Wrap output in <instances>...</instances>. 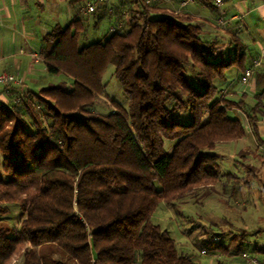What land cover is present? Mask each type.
Listing matches in <instances>:
<instances>
[{"label": "trees", "instance_id": "trees-1", "mask_svg": "<svg viewBox=\"0 0 264 264\" xmlns=\"http://www.w3.org/2000/svg\"><path fill=\"white\" fill-rule=\"evenodd\" d=\"M112 1L92 12L97 21L120 14L102 39L80 45L88 21L82 14L43 36L44 69L65 75L68 86L27 90L19 103L14 94L11 104L0 100V214L9 203L23 211L16 230L0 226V264H193L152 216L161 202L201 204L210 196L221 171L218 155L205 149L245 134L232 110L253 127L264 113V71L251 106L225 98L218 85L233 65L245 69V53L218 59L200 23L164 12L160 2ZM109 66L126 107L106 94ZM103 96L106 113L94 109ZM177 109H188L192 120L177 121ZM229 245L214 248L236 255L238 264H248L243 251L264 263V246Z\"/></svg>", "mask_w": 264, "mask_h": 264}, {"label": "rangeland", "instance_id": "rangeland-1", "mask_svg": "<svg viewBox=\"0 0 264 264\" xmlns=\"http://www.w3.org/2000/svg\"><path fill=\"white\" fill-rule=\"evenodd\" d=\"M87 1L89 0H82L75 5L77 13L74 16L81 18L84 15L88 20L84 33L79 39L81 46L102 39L110 31L114 23L113 20L120 17L119 13L117 15L114 13L110 17L111 20L109 17L106 18V16L97 21L95 13H84L83 10L81 11ZM44 6L46 10L36 11L38 12L37 16L39 15L37 19L41 21V26L44 28L41 33L47 29L50 30L56 22L66 26L68 21L73 17V15L71 17L69 15L71 5L68 2L49 0L45 2ZM126 16L125 13L124 17ZM244 36L248 37L247 34H244ZM39 37L35 38L36 45L39 44ZM249 42H255V46L259 47L262 40L257 35H253L249 39ZM20 43L24 45L22 39ZM30 60L33 59L30 58ZM39 63L35 66V80L32 82L28 80L24 81L25 85L31 87L32 92H37L43 86L69 85V80L65 75L48 73L44 69L42 62ZM185 76L195 88H202L200 84L201 79L194 75V73L188 70ZM103 81L107 85V96L126 107L127 99L123 95L120 83L114 77L111 66L105 71ZM2 87L1 85L0 95L5 96L3 101L11 104L12 102L8 100H11L10 96L15 92L14 87L10 85L7 87L8 89H2ZM17 95L19 93L14 94V96ZM20 107L21 104H19ZM110 107L106 97L103 96L98 98L94 109L100 113H106L111 109ZM172 115L177 121L182 123H189L192 120L188 109H177L173 111ZM235 142H218L213 149H205V152L218 155V164L221 171L220 180L212 187V194L210 196L202 199L201 204L196 203L197 199L195 200V198L193 200L186 199L172 207L161 202L152 216V221L168 231L169 235L175 240L177 247L192 257L193 264H216L217 259H222L227 263L238 264L240 261L236 259V255L232 256L230 253L221 254L220 250L214 248V245L220 242L222 244H230V246H227L228 249L231 245H235L233 250L241 243L251 247L255 245L264 246V230H262L264 229V167L258 171V176H252L250 173L247 174L246 168L251 167L253 169L254 166L248 160V155L242 152L240 154L237 153V151L232 149L235 145H229L235 144ZM3 157L0 151V178H6L2 170ZM246 183H248V187L245 186ZM243 186L245 187L246 198H250L251 204H236L239 198H241L238 193ZM232 191L233 193L235 191L234 195L228 198ZM251 198H258L261 203H257ZM228 199H230V202H227ZM4 205L8 210L6 213L0 214V226H6L11 231H14L19 227L23 211L18 203ZM225 223L229 225V228L222 226ZM242 235L245 239L241 237ZM202 250H205V253H202ZM19 261L20 258H18L17 262Z\"/></svg>", "mask_w": 264, "mask_h": 264}, {"label": "crops", "instance_id": "crops-1", "mask_svg": "<svg viewBox=\"0 0 264 264\" xmlns=\"http://www.w3.org/2000/svg\"><path fill=\"white\" fill-rule=\"evenodd\" d=\"M48 1L0 0V71L12 72L21 77L22 84H14L12 86L17 93L20 89L31 91V87L25 85L24 81L32 82L35 80V66L40 63L35 61L34 56L40 55L43 36L55 24H60L56 22L50 30L47 29L41 33L44 28L41 26V21L37 19L39 17L37 14L38 10H46L44 5ZM58 1L68 2L71 5L69 8L70 17L77 13L76 2L71 3L74 0ZM114 1L112 2L114 3ZM160 5L162 10H165L164 12H178L200 23L204 28V38L213 42L216 48L214 54L218 59L227 61L243 52L246 55L245 68L254 59H260L258 68L247 83L241 81L244 69H239L236 65H233L226 71L224 80L218 84L225 98L242 99L249 106L253 105L255 102L254 96L259 89L257 73L264 71V0H224L223 9L228 17L236 15L224 28H221L216 22L217 11L208 2L195 0V2L188 4L187 7H180L179 0H171L170 2H161ZM132 6L134 7V5ZM244 34H247L248 37L244 36ZM253 35H257L262 40L259 47L255 46V42H249ZM38 36H40V41L36 45L35 38ZM25 38L27 41L24 40ZM21 39L24 45L20 43ZM235 39H238L237 41L240 43L238 47H236L237 42ZM30 58L33 60H30ZM4 99L5 96L0 95V100L3 101ZM262 110L264 112V108ZM231 113L241 119L245 126V134L241 138L234 140L236 141L235 144L229 145H235L232 149L237 151V153L240 154L242 152L249 156L248 160H250L254 168L246 166V173L258 176V171L264 167V113L258 116L255 127L249 124L246 116L240 111L232 110ZM245 186L248 187V183ZM244 188L243 186V190L239 191L238 195L240 194L241 198H239L238 202L236 201V204H251L250 198H246ZM234 193L232 191L228 198L233 196ZM258 194L259 192L257 197ZM251 199L261 203L258 198ZM229 200L227 202H230ZM222 226L229 228L227 223Z\"/></svg>", "mask_w": 264, "mask_h": 264}, {"label": "built area", "instance_id": "built-area-1", "mask_svg": "<svg viewBox=\"0 0 264 264\" xmlns=\"http://www.w3.org/2000/svg\"><path fill=\"white\" fill-rule=\"evenodd\" d=\"M112 0H89L87 1L85 7L82 9L84 13H92L95 11V8L97 4H104L108 3ZM117 1H124V0H117ZM146 3H154V2H170L171 0H143ZM195 2V0H179L180 7H185L190 3ZM210 4L215 7L218 11L216 22L221 28L226 27L231 19H234L235 16L228 17L226 11L223 9L224 0H210ZM34 59L36 62H43L41 55H35ZM260 64V59H254L252 63L247 66L243 74L241 76V81L243 83H247L249 78L255 73L256 69L258 68ZM11 84H22V79L18 74L8 72V71H0V85L6 86ZM28 97L27 89L21 90L19 95L15 96L13 99L14 103H19L24 98ZM230 246V245H229ZM202 253H205V250H202ZM239 255L244 258L248 264H264L263 262H260L255 256L250 255L247 252H240Z\"/></svg>", "mask_w": 264, "mask_h": 264}, {"label": "water", "instance_id": "water-1", "mask_svg": "<svg viewBox=\"0 0 264 264\" xmlns=\"http://www.w3.org/2000/svg\"><path fill=\"white\" fill-rule=\"evenodd\" d=\"M90 244H91V253H92V258H93V260H96L97 259V257H98V254H97V252L95 251V249H94V245H93V242H92V240L90 241Z\"/></svg>", "mask_w": 264, "mask_h": 264}]
</instances>
